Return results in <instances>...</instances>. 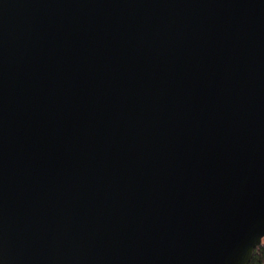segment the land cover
Here are the masks:
<instances>
[{"label": "water", "instance_id": "95a60500", "mask_svg": "<svg viewBox=\"0 0 264 264\" xmlns=\"http://www.w3.org/2000/svg\"><path fill=\"white\" fill-rule=\"evenodd\" d=\"M263 239L264 0H0V264Z\"/></svg>", "mask_w": 264, "mask_h": 264}, {"label": "trees", "instance_id": "16d2710c", "mask_svg": "<svg viewBox=\"0 0 264 264\" xmlns=\"http://www.w3.org/2000/svg\"><path fill=\"white\" fill-rule=\"evenodd\" d=\"M264 246H260L254 253L251 264H262L264 262Z\"/></svg>", "mask_w": 264, "mask_h": 264}, {"label": "flooded vegetation", "instance_id": "af4514ba", "mask_svg": "<svg viewBox=\"0 0 264 264\" xmlns=\"http://www.w3.org/2000/svg\"><path fill=\"white\" fill-rule=\"evenodd\" d=\"M260 246H264V239H263L262 244H261ZM260 246H259V247H260ZM259 247H258V248H259ZM258 248H257V249H258ZM257 249H256V250H257ZM263 254H264V251H263ZM250 264H251V263H250ZM262 264H264V262H263Z\"/></svg>", "mask_w": 264, "mask_h": 264}]
</instances>
